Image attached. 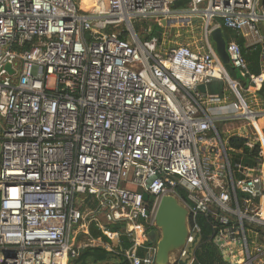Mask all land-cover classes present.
<instances>
[{"label": "built area", "instance_id": "obj_1", "mask_svg": "<svg viewBox=\"0 0 264 264\" xmlns=\"http://www.w3.org/2000/svg\"><path fill=\"white\" fill-rule=\"evenodd\" d=\"M177 1L95 0L85 12L75 0H0V264H67L81 246L71 244L75 228L98 213L126 224L130 264H153L155 244H145L166 194L189 212L173 264L194 263L200 214L230 264H264V140L247 138L248 147L259 143L254 165L236 160L207 114L213 98L197 88L225 79L243 104L210 32L223 25L264 43V2L188 0L172 10ZM191 16L202 23L197 48H160L133 26L148 18L190 25ZM226 51L244 76L239 45L227 42ZM263 82L250 75L248 88ZM242 112L254 124L255 112ZM80 195L90 211L76 205Z\"/></svg>", "mask_w": 264, "mask_h": 264}, {"label": "trees", "instance_id": "obj_2", "mask_svg": "<svg viewBox=\"0 0 264 264\" xmlns=\"http://www.w3.org/2000/svg\"><path fill=\"white\" fill-rule=\"evenodd\" d=\"M187 6L188 0H180L175 2L172 8L185 9ZM221 27L223 28L226 41H234L239 45L242 56L246 63L245 69H243L245 72L244 76L240 74V70L230 67L229 65H225V70L229 78L239 84L236 86V90L240 93L238 86L241 85L243 88L247 87L250 85V75H259L261 73V61L264 60L262 47L258 44L247 47L242 36L238 35L234 30L224 27L223 25H221ZM262 28L264 32V27L262 26ZM155 29H160L158 23L155 24ZM146 31L142 33V39L157 37L160 40L155 31H153L151 34L147 33ZM122 37H124V35H122ZM228 89V83L223 79H212L207 84V95L210 97L223 96L225 93H227ZM255 94H257V96L261 99H264V83H262L260 89H258ZM246 141L247 138L232 135L228 139V147L232 150L240 151L243 155V163L251 166L256 162L259 143H255L253 147H248L246 145ZM177 193L182 200L187 201V194L183 188L178 187ZM151 202L152 197L149 199L148 203L150 204ZM197 221L201 227L202 241L195 250V261L193 264H230L223 257L218 246L212 240H209L212 230L208 219L204 215L200 214L197 216ZM152 228L153 229L151 230H154L155 227ZM105 229H107L109 232L117 233V240L115 238H109L107 235H105L103 230L99 228L98 222L94 220L89 222L87 232L81 231L75 234L73 237L71 236V244L73 246L77 244V238L79 239L80 236H84L89 240L100 239L101 241L108 243L110 248L88 242L80 246L77 256L69 257L67 264H130L124 255V251L132 245V241L127 236L125 231L126 224L124 222L108 223L105 225ZM138 254L143 256L144 250L139 248Z\"/></svg>", "mask_w": 264, "mask_h": 264}, {"label": "rangeland", "instance_id": "obj_3", "mask_svg": "<svg viewBox=\"0 0 264 264\" xmlns=\"http://www.w3.org/2000/svg\"><path fill=\"white\" fill-rule=\"evenodd\" d=\"M75 4L80 11H85V12H86V10H88L89 6L91 5L90 1H86V0H75ZM171 9L177 10V11L181 10V9H174V8H171ZM179 14H183V13L180 12ZM191 19L192 20H191L190 25H187V22H185V21L176 20V19H175V22H166V24H164V25H162L159 22L160 19H158V20L154 19V18H148L145 20L138 19V20H134L133 26H134L135 31L139 34V36L142 39V33L144 31H146V29H147L146 32L150 33L151 26L154 25V27H155V24L158 23V25L160 26V29L154 28L153 31H155L157 36H159V38H160V48L168 49V48H172V47H175L177 45H183V44H188V45L192 46L193 48H197V47H200L202 42H203V35H202V30H201L202 23L197 16H195V17L191 16ZM262 26L263 25L257 24V28H258L259 32L262 35H264ZM250 43H253V42H250ZM247 44H249V42H247ZM262 49L264 51V43H262ZM261 64H262V68H264V60L261 61ZM229 66L232 67L231 64ZM224 68H225V66H224ZM223 80L226 81L225 79H223ZM228 87H229V89H228L227 93H225V94H229V93L231 94V95L230 94L228 95L229 99H230V103L236 102V104L238 106H240V108H239L240 110H238L239 112L243 111L244 105H246V107H248L249 109H256V108L260 107V105H261L260 99L257 96H255L256 98H254L253 92L252 91H246L245 90L246 87L243 88L241 85L238 86L240 89L239 95H240L244 105L239 103V100L236 98V95H234V92L230 88L229 83H228ZM241 94L243 95L244 100H243V97L241 96ZM231 122H233V121H231ZM215 124L219 128L218 129L219 131L224 130V133H225L227 128H229L228 130H230L232 128L234 130V128H236V127H239L241 125L243 126V121L242 122L241 121H234L231 124L228 121H225V122L216 121ZM2 125H4V119L0 117V130H1ZM221 137L226 138V135L221 132ZM83 197L84 196H81V195L78 196L77 201H76V205L79 206L82 210H85L86 212H88L91 209L90 202L86 201V199ZM90 215H92V214L90 213L88 218H90ZM95 217L97 220L96 222H98V224L101 225V228H103L105 230V225L108 223H107L104 215L102 213H98L95 215ZM86 223H88V220ZM141 223L148 225L149 220L146 221V223L141 221ZM86 225L83 227H82V225H78L75 228L74 234L75 233L77 234L78 232H81V231L83 232L88 227V224H86ZM152 227H154V226H151L150 230L153 229ZM155 233L157 234L156 238H158L159 236H158V232L156 230H155ZM107 236L109 238H115L117 240V236H114V237L112 235H107ZM76 240H77V243L80 245L86 244L88 242L95 244V245H103L105 247H108V245H109L108 243L103 242L100 239L89 240L84 236H80V238L79 239L77 238ZM72 243H73V240H72Z\"/></svg>", "mask_w": 264, "mask_h": 264}, {"label": "water", "instance_id": "obj_4", "mask_svg": "<svg viewBox=\"0 0 264 264\" xmlns=\"http://www.w3.org/2000/svg\"><path fill=\"white\" fill-rule=\"evenodd\" d=\"M264 0H259L260 6ZM171 22H175L172 19ZM162 25L166 21L160 20ZM264 26V22L262 23ZM154 25L151 26L150 34L153 32ZM210 40L213 44L215 53L223 66L230 65L228 53L226 51V38L222 27H216L210 32ZM5 68L11 72V66L7 64ZM198 90L207 93V85L201 83L197 86ZM143 200H149V194L143 193ZM188 216L187 207L173 195H163L157 205L153 220L155 230L158 232L156 238L155 230L148 233V244H155L153 264H173L178 251L184 248L188 235Z\"/></svg>", "mask_w": 264, "mask_h": 264}, {"label": "crops", "instance_id": "obj_5", "mask_svg": "<svg viewBox=\"0 0 264 264\" xmlns=\"http://www.w3.org/2000/svg\"><path fill=\"white\" fill-rule=\"evenodd\" d=\"M237 34L244 38L245 45L247 47H251V46L257 44V43H254L252 41L251 37L249 35H247L245 32H240ZM247 42H249V44H247ZM250 42H253V43H250ZM258 45H261V47H262V44L258 43ZM263 53H264V51L262 49V54ZM263 56H264V54H263ZM261 67H262V64H261ZM260 74H264V68L261 69ZM249 80H250V78H249ZM237 85H239V84H237ZM248 87H246L245 90L246 91H252L254 98H256L255 96H257V94H255V92L258 89H260L261 86L258 88H253V89H250ZM229 94H224L223 96H218V97H212L213 100H211L210 102H206L204 105H205L207 114L213 119L215 126H216V124H215L216 121H220V122L228 121L230 124L233 123L234 121H241V122L243 121V126L241 125L239 127H236V128H234V130H233V128L230 130H228L229 128H227L225 133H224V130H220V131L218 130V132L220 133V136H221V132L226 135V138H222V137L221 138L223 139V141H224V143L228 149V152H230V154L237 155L238 157L235 156L236 157L235 159L238 160L237 158H241L242 163H243V161H244L242 158L243 155L241 154L240 151L232 150L231 148L228 147V139L232 135H237L238 137H243V138H249L250 136H256L257 135L260 138L261 134H262L263 139H264V99H261L260 97L257 96L260 99L261 105L259 108L250 109L253 112H255L256 118H255L254 124H249L248 120L244 118L243 112L238 111L240 109L237 108L236 102L230 103V99L228 96ZM234 95H236V94H234ZM241 96L243 97L242 94H241ZM236 98H237V96H236ZM243 100H244V97H243ZM231 121H233V122H231ZM256 121H257V123H256ZM216 128L219 129L217 126H216ZM260 132H261V134H260ZM102 230H104V229H102ZM105 231H108V230L105 229ZM110 233H112V232H110ZM146 244H147V242H146ZM76 245H80V244L77 243ZM107 248H110V246L108 245Z\"/></svg>", "mask_w": 264, "mask_h": 264}, {"label": "bare ground", "instance_id": "obj_6", "mask_svg": "<svg viewBox=\"0 0 264 264\" xmlns=\"http://www.w3.org/2000/svg\"><path fill=\"white\" fill-rule=\"evenodd\" d=\"M86 1H90V4H91V5H92V4H95V0H86ZM88 3H89V2H88ZM91 5H90V6H91ZM90 6H89V7H90ZM229 80H230V79H228V81H229ZM256 123H257V121H256ZM260 134H261V132H260ZM260 138H261L262 140H264L262 134L260 135ZM93 242H94V241H93Z\"/></svg>", "mask_w": 264, "mask_h": 264}]
</instances>
